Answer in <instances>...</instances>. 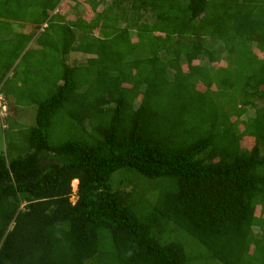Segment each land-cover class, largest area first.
Segmentation results:
<instances>
[{
  "label": "trees",
  "instance_id": "1",
  "mask_svg": "<svg viewBox=\"0 0 264 264\" xmlns=\"http://www.w3.org/2000/svg\"><path fill=\"white\" fill-rule=\"evenodd\" d=\"M61 1L0 0L46 24L63 70L33 122L0 114L18 138L0 151V264H264V0H85L95 16L70 21Z\"/></svg>",
  "mask_w": 264,
  "mask_h": 264
},
{
  "label": "rangeland",
  "instance_id": "2",
  "mask_svg": "<svg viewBox=\"0 0 264 264\" xmlns=\"http://www.w3.org/2000/svg\"><path fill=\"white\" fill-rule=\"evenodd\" d=\"M112 0H100V5L98 6V11L102 10L107 4L110 3ZM128 0L124 2L126 4ZM78 2V4H76ZM26 4V3H25ZM74 5V8L72 6ZM26 5L21 6V10L23 11L22 13H18L15 9L14 3H9V5L5 7H0L1 9L4 10L5 15L10 16H17L18 18L20 17H25L26 16ZM59 14H62L65 18V20L70 21L71 19H75L77 15L79 16H84L87 20H90L93 18L96 14V12L92 11L90 6L86 3L85 0H62L56 10ZM21 19V18H20ZM145 21H150V15L148 13L145 14L143 20ZM41 26L39 27H34L31 26L30 30L35 33L40 31ZM43 29V28H42ZM44 30V29H43ZM45 31V30H44ZM95 35L100 34V31L95 29L94 31ZM49 33V32H48ZM54 38L44 35V40L47 41L49 39ZM59 39V36H56L55 41ZM21 41V40H19ZM18 41V42H19ZM61 46L62 43H64V37L59 41ZM0 45L2 46L3 50L5 51V57H1V67H0V80L4 82V89L7 93H10L13 98H15L17 104L19 107L13 108L14 111H16L15 116L20 112V115H24L23 122L30 123L34 120V115L36 112V108L38 107V103H40L42 100L46 99L50 95H52L55 90L57 89L58 83H60L59 80H61V73L63 70H60V66L58 64V58L56 53L53 51L51 46H43L41 45H36L31 51H28L20 64H18L14 69L9 70L8 72H5V69L8 68L7 65H11L14 61L12 57H14L12 54L15 50V48L12 45L11 41H6L2 42L0 41ZM14 48V49H13ZM13 49V50H12ZM12 50V51H11ZM21 49H18V53H20ZM68 55L66 56V58ZM86 54H80L77 52H70V64H82L85 62ZM216 66L219 65V63L215 64ZM14 67V66H13ZM87 67H93L90 65H87ZM187 67L185 64L182 65V70L186 71ZM196 88L199 90H203V86L200 85V83L196 84ZM3 91V89H2ZM18 99V100H17ZM5 103L2 98H0V112L1 108L5 107V105H2ZM22 106V107H20ZM29 106V107H27ZM11 106H9L10 108ZM11 110V109H10ZM252 110L248 109V115H252ZM12 115H7L6 118H10ZM247 115H243L242 118L244 119ZM21 117V116H20ZM235 118L232 117L231 121H234ZM3 125L5 128L8 126V122H3ZM15 128V126H13ZM240 130H242V126L239 125L238 127ZM70 129V118L68 115L65 113V111H61L57 114V117L54 121V126H52V137H53V142L57 143L60 140H65L64 138L66 137L64 133L66 134V130ZM1 130V129H0ZM8 131V130H7ZM62 132V133H61ZM61 133V134H60ZM6 132L0 131V151L3 149V145L6 141V145L18 141V138H15V134L11 133V135L7 134ZM3 135V138H2ZM60 136L62 138H60ZM252 139L249 138H243L240 142V145L242 147H247L250 148L252 145ZM117 179V183H118ZM119 186V184H117ZM72 185V184H71ZM77 188V183L74 187L72 185V196H71V201L74 202L76 199L75 196V191ZM258 213V211H257ZM256 213V214H257ZM202 263V262H201ZM210 264H221L219 262H213Z\"/></svg>",
  "mask_w": 264,
  "mask_h": 264
},
{
  "label": "crops",
  "instance_id": "3",
  "mask_svg": "<svg viewBox=\"0 0 264 264\" xmlns=\"http://www.w3.org/2000/svg\"><path fill=\"white\" fill-rule=\"evenodd\" d=\"M2 20H5V22H8V23H6V25H8L7 27L9 30L6 29V31H4L2 34L0 33V41H2V42L11 41L13 47L15 48L14 52L12 53V54H14L13 55L14 57H12L14 62L10 66L7 65L8 68L5 69V72H8L9 70L14 69L18 64H20V62L22 61V59L24 58V56L26 55V53L28 51L32 50L34 47H36V45H38L37 44V39H38L37 37H38L39 33L43 32L42 28H45L46 24L41 25L39 32L37 31V32L33 33L30 30V28H31V26L35 27L36 24L33 23L32 21H29L28 19H25V17L21 18V19L20 18H9V19L2 18ZM2 20L0 19V27H2V25L4 24V22ZM26 35L31 36V40H29L28 43L25 44L24 43L25 41H23V42L19 41L20 39L22 40V38ZM18 49H21L20 53H18ZM80 54H82V53H80ZM5 55H6L5 51L3 50L2 46L0 45V56L3 58V57H5ZM67 55H68V57L66 58ZM6 57H7V55H6ZM58 60H60V58H58ZM63 61L66 64H70V52L63 56ZM58 64L60 65V61H58ZM58 84H60V83H58ZM2 89H3V91H2ZM0 98L3 99V101L5 102L3 104H5V106L7 107L6 112H5L6 117H7V115H12V117L10 116V118L5 117V119L8 121L7 128L10 131L17 130L16 126L14 125L15 123H19V124H22L24 126L29 124V123L22 121L24 118V115H26L27 113L20 115L21 113L19 112L17 114V116H15L16 111H14L13 108L19 107V106H18L15 98H13L10 93H7L5 91L4 82H2L1 80H0ZM9 106H11V107L9 108ZM20 107H22V106H20ZM27 107H29V106H27ZM13 126H15V128Z\"/></svg>",
  "mask_w": 264,
  "mask_h": 264
},
{
  "label": "clouds",
  "instance_id": "4",
  "mask_svg": "<svg viewBox=\"0 0 264 264\" xmlns=\"http://www.w3.org/2000/svg\"><path fill=\"white\" fill-rule=\"evenodd\" d=\"M5 112H6V108L5 107H2L0 114L4 116Z\"/></svg>",
  "mask_w": 264,
  "mask_h": 264
}]
</instances>
